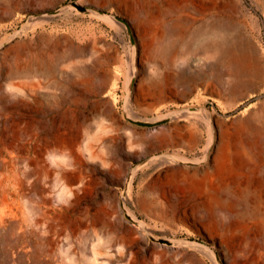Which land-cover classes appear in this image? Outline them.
I'll use <instances>...</instances> for the list:
<instances>
[{
  "label": "rangeland",
  "instance_id": "rangeland-1",
  "mask_svg": "<svg viewBox=\"0 0 264 264\" xmlns=\"http://www.w3.org/2000/svg\"><path fill=\"white\" fill-rule=\"evenodd\" d=\"M263 175L264 0H0V264H264Z\"/></svg>",
  "mask_w": 264,
  "mask_h": 264
},
{
  "label": "bare ground",
  "instance_id": "bare-ground-1",
  "mask_svg": "<svg viewBox=\"0 0 264 264\" xmlns=\"http://www.w3.org/2000/svg\"><path fill=\"white\" fill-rule=\"evenodd\" d=\"M180 24H181L180 19H177L172 23L170 28L172 29L173 32H175V30L177 31V29L179 28ZM195 34L197 35V33H195ZM172 44H168V45L164 44L165 47L163 49L162 48L161 49L163 50L164 53H169L170 49L173 47ZM237 46H238V44L225 45V43H223L221 41L215 42L214 47H215V49H217V52H219L217 54L218 56H217V59L215 60V64L219 65L221 63V61L224 60L223 58L228 56V57H230V59H232L231 61H234L233 63L235 64L236 69L240 70V68L242 67V63H244L243 61H244L246 52H244V50H242V49L239 50L237 48ZM204 47H206V46H204ZM249 47L254 52L253 48L251 46H249ZM243 66L245 67V64H243ZM252 71H253V74H255L257 77H259L261 67H260V64L258 62L254 63V65L252 66ZM263 178H264V175H263Z\"/></svg>",
  "mask_w": 264,
  "mask_h": 264
}]
</instances>
